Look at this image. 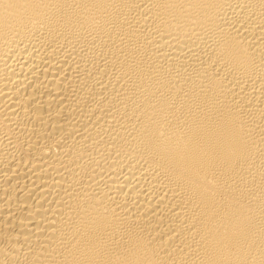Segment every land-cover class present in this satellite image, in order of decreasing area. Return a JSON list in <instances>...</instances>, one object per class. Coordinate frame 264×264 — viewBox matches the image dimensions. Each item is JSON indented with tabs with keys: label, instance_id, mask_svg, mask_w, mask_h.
<instances>
[{
	"label": "bare ground",
	"instance_id": "1",
	"mask_svg": "<svg viewBox=\"0 0 264 264\" xmlns=\"http://www.w3.org/2000/svg\"><path fill=\"white\" fill-rule=\"evenodd\" d=\"M0 264H264V0H0Z\"/></svg>",
	"mask_w": 264,
	"mask_h": 264
}]
</instances>
